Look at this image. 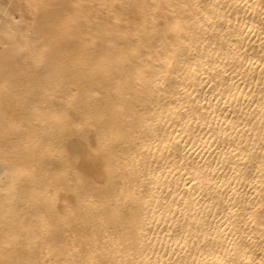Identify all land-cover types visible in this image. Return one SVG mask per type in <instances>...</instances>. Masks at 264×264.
<instances>
[{
    "label": "bare ground",
    "instance_id": "6f19581e",
    "mask_svg": "<svg viewBox=\"0 0 264 264\" xmlns=\"http://www.w3.org/2000/svg\"><path fill=\"white\" fill-rule=\"evenodd\" d=\"M0 264H264V0H0Z\"/></svg>",
    "mask_w": 264,
    "mask_h": 264
},
{
    "label": "snow or ice",
    "instance_id": "6c2138e0",
    "mask_svg": "<svg viewBox=\"0 0 264 264\" xmlns=\"http://www.w3.org/2000/svg\"><path fill=\"white\" fill-rule=\"evenodd\" d=\"M68 147H69V149L71 150V148H72V145H69Z\"/></svg>",
    "mask_w": 264,
    "mask_h": 264
}]
</instances>
